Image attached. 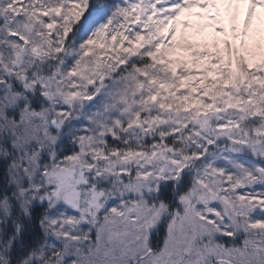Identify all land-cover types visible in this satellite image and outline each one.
<instances>
[{
  "label": "snow or ice",
  "instance_id": "obj_1",
  "mask_svg": "<svg viewBox=\"0 0 264 264\" xmlns=\"http://www.w3.org/2000/svg\"><path fill=\"white\" fill-rule=\"evenodd\" d=\"M0 264H264V0H0Z\"/></svg>",
  "mask_w": 264,
  "mask_h": 264
}]
</instances>
